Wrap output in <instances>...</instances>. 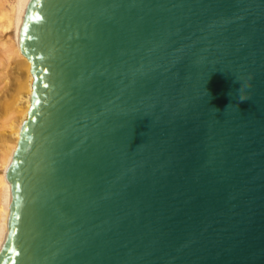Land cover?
<instances>
[{"label": "water", "instance_id": "1", "mask_svg": "<svg viewBox=\"0 0 264 264\" xmlns=\"http://www.w3.org/2000/svg\"><path fill=\"white\" fill-rule=\"evenodd\" d=\"M21 44L0 264H264V0H32Z\"/></svg>", "mask_w": 264, "mask_h": 264}, {"label": "bare ground", "instance_id": "2", "mask_svg": "<svg viewBox=\"0 0 264 264\" xmlns=\"http://www.w3.org/2000/svg\"><path fill=\"white\" fill-rule=\"evenodd\" d=\"M31 3L32 0H0V45L4 48L0 51V250L9 231L10 169L32 105L35 78L21 44ZM8 32L12 36L5 39Z\"/></svg>", "mask_w": 264, "mask_h": 264}, {"label": "rangeland", "instance_id": "3", "mask_svg": "<svg viewBox=\"0 0 264 264\" xmlns=\"http://www.w3.org/2000/svg\"><path fill=\"white\" fill-rule=\"evenodd\" d=\"M3 20V19H2ZM1 19H0V21H2ZM8 34V35H7ZM11 33L10 32H8V33H6V34H4V38L5 39H9L11 36H12V34L10 35ZM0 40H1V38H0ZM4 50V48H1V45H0V51H3ZM3 54V52H1V55Z\"/></svg>", "mask_w": 264, "mask_h": 264}]
</instances>
